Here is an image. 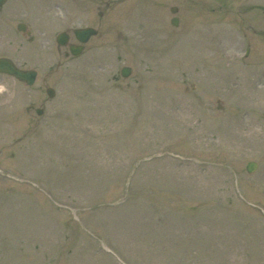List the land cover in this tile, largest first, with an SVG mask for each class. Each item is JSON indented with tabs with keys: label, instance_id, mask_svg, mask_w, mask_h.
I'll return each mask as SVG.
<instances>
[{
	"label": "rangeland",
	"instance_id": "rangeland-1",
	"mask_svg": "<svg viewBox=\"0 0 264 264\" xmlns=\"http://www.w3.org/2000/svg\"><path fill=\"white\" fill-rule=\"evenodd\" d=\"M73 1L0 15V264H264V0H110L66 58Z\"/></svg>",
	"mask_w": 264,
	"mask_h": 264
},
{
	"label": "flooded vegetation",
	"instance_id": "flooded-vegetation-1",
	"mask_svg": "<svg viewBox=\"0 0 264 264\" xmlns=\"http://www.w3.org/2000/svg\"><path fill=\"white\" fill-rule=\"evenodd\" d=\"M10 1L11 0H8V2L3 7L0 8V15L6 16L5 15L6 10L4 9L8 8ZM73 2H74L73 4L74 12L72 13V15L74 17L83 20L85 19L84 22L86 24H89L87 26H92L93 22L98 21L99 27H96L98 29L97 31L98 34L96 37L98 36L104 37L109 34V31L111 29V17L106 18V15L107 13L110 14V0H74ZM75 28L76 27H72V29L64 31L67 32L68 34H72V40L70 39V41H68V45L66 47H61L60 45H58L57 39H55L57 44V48L55 49L56 52H64L63 54L67 56V54L71 52L69 48L71 45L80 44L76 39L75 35L73 34V30ZM96 37L91 38V40L87 44L83 45V49L81 51L83 52L82 55L84 54V52H89L91 50L90 43L92 39L94 40V38ZM72 58H76V57H72Z\"/></svg>",
	"mask_w": 264,
	"mask_h": 264
},
{
	"label": "water",
	"instance_id": "water-1",
	"mask_svg": "<svg viewBox=\"0 0 264 264\" xmlns=\"http://www.w3.org/2000/svg\"><path fill=\"white\" fill-rule=\"evenodd\" d=\"M7 0H0V6H2ZM173 24L176 25V20H173ZM19 30H25L23 26H19ZM79 38V40L82 43H86L89 38L92 35H95L96 32L94 29H81L79 31L75 32ZM63 35V34H62ZM59 37V42L61 40V38L63 39V36ZM64 45V44H63ZM81 48H79L80 50ZM72 53L73 55H79L81 52L79 51H75L72 48ZM0 72L1 73H5V74H9L12 77H16L17 79H19L20 81H23L25 83H27L28 85H34L35 80H36V75L37 73L35 71H23L20 70L19 68H17L12 61L8 60V59H0ZM123 73V76L127 77L129 76L130 73V69L129 68H124L123 71H121ZM48 95L53 98L55 96V92L52 89L48 90ZM43 112L41 110H38V114L41 115ZM247 171L249 173H253L255 172V170L257 169V164L254 162H250L247 166Z\"/></svg>",
	"mask_w": 264,
	"mask_h": 264
}]
</instances>
